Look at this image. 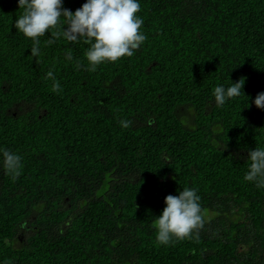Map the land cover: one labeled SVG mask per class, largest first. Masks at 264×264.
Instances as JSON below:
<instances>
[{"label": "trees", "instance_id": "16d2710c", "mask_svg": "<svg viewBox=\"0 0 264 264\" xmlns=\"http://www.w3.org/2000/svg\"><path fill=\"white\" fill-rule=\"evenodd\" d=\"M140 3L142 47L89 72L82 41L46 33L33 57L18 0H0V147L23 157L16 180L0 165V264H264V189L243 179L264 147V0ZM185 187L199 239L160 245L153 222Z\"/></svg>", "mask_w": 264, "mask_h": 264}, {"label": "clouds", "instance_id": "9594fccd", "mask_svg": "<svg viewBox=\"0 0 264 264\" xmlns=\"http://www.w3.org/2000/svg\"><path fill=\"white\" fill-rule=\"evenodd\" d=\"M64 0H18L23 11L15 20V28L30 38L31 55L39 59L41 37L50 33L47 45L56 43L61 37L70 43L84 42L89 45L85 52L87 66L76 61V68L85 67L89 72L97 70L104 63L117 62L123 57H132L147 39L142 31L143 18L140 0H86L74 12L63 6ZM67 26V27H65ZM66 61L73 60L71 51L65 53ZM46 77L53 81L52 91L62 92L60 82L50 69ZM245 80L228 85H218L213 90L216 106H223L230 99L239 97ZM254 104L264 109V92L256 95ZM123 129L131 126L129 119H119ZM250 161L243 179L264 189V147L250 149ZM23 157L15 151L0 147V165L13 180L23 170ZM200 196L194 188H182L178 195L165 197V207L156 216L153 226L156 241L167 246L185 239H199V230L204 227L205 211Z\"/></svg>", "mask_w": 264, "mask_h": 264}]
</instances>
